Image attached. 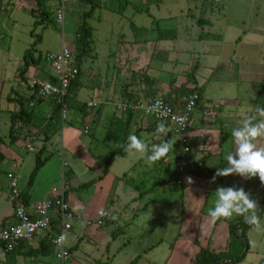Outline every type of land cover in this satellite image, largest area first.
I'll list each match as a JSON object with an SVG mask.
<instances>
[{
  "label": "rangeland",
  "instance_id": "1",
  "mask_svg": "<svg viewBox=\"0 0 264 264\" xmlns=\"http://www.w3.org/2000/svg\"><path fill=\"white\" fill-rule=\"evenodd\" d=\"M126 1L128 5L122 13L102 6L87 19L92 26V52L81 63V81L102 102L103 120L117 112V104L125 102L121 96L123 89L136 92L141 87L139 76L143 73L155 79V97L181 84L202 88L199 106L210 111L201 121L208 122L211 128L206 131L212 132L206 150L217 146L221 121L235 122L240 127L243 119L255 114L260 104L256 100L259 74L264 73V0ZM59 7L60 0H39V4L36 0H0V137L7 148L9 115L19 107L21 96L33 92L30 78L45 80L54 73L45 54L63 47L73 51L74 32L83 6L79 0H65L62 20L55 14ZM42 11L46 14L43 18L38 15ZM201 19L204 21L200 22ZM157 28L174 29L175 36L158 39ZM26 49L31 53L28 60L39 58L31 66L38 73L26 71L21 79L18 68ZM20 102L28 106L24 99ZM48 105L44 100L41 111H46ZM72 105L66 109L64 122L82 130L79 110L84 106L74 101ZM204 110L195 107L194 118ZM199 120L193 119L192 129L185 132L190 144L185 158L180 156L184 145L177 134L166 137L141 131L138 136L148 146L149 154L153 144H173L166 162L159 160L149 166L140 153L124 150L112 156L107 172L100 178L109 153L102 142L104 124H99L93 136L81 133L84 144L89 141L94 145L88 148L101 171L88 170L84 163L76 162L79 171L71 182V193L84 205L83 213L81 218L71 220L73 227L66 234L65 245L71 247L72 259L61 262L50 254L52 264H68L69 260L72 264H128L136 255L139 258L135 264H194L192 259L199 248L222 249L229 239L227 223L242 216L221 218L216 225L211 222L208 210L214 207L215 190L220 187L218 177L204 187L201 179L206 177L189 171L190 158L202 155L198 150L202 143L193 132ZM135 128L130 124L127 138L136 135ZM49 137L48 150L60 149V131H51ZM256 142L264 143V139ZM41 143L36 139L33 148ZM228 145L232 146L231 137L222 148ZM235 149L236 145L234 152ZM72 151L65 148V157L76 155ZM219 158L218 154L217 162ZM207 176L211 181L214 175ZM187 177L192 178V184L187 183ZM175 179L182 183L171 187ZM222 180H228L226 187H242L243 177L232 175ZM81 181L89 183L79 187ZM243 182L252 199L255 193L264 195L263 186L255 177ZM254 200L259 205L260 198ZM262 208V228L247 229L249 249L238 264H264V205ZM98 209H106L116 219L99 227L87 224Z\"/></svg>",
  "mask_w": 264,
  "mask_h": 264
},
{
  "label": "crops",
  "instance_id": "2",
  "mask_svg": "<svg viewBox=\"0 0 264 264\" xmlns=\"http://www.w3.org/2000/svg\"><path fill=\"white\" fill-rule=\"evenodd\" d=\"M27 71L33 72V73L36 72V70L33 69L31 66L28 68ZM259 75H260L259 77L260 79H258V77H256V79H258V82L260 83L264 76V73L259 74ZM31 78H33V76ZM168 91L169 89L165 93H167ZM18 96H20V94H18ZM29 96H23V99L26 98L24 101L28 103V106L30 107V109L33 110L34 114H36L37 117L38 116L46 117L49 114V111L51 109L50 99L43 98L41 100H38V99L36 100V99L28 98ZM95 96H96V92L93 89H89V88L85 89L84 87H81L78 90L77 95L73 100L79 106L81 105L84 106V109L79 110L81 120L83 121V127H82V130H78L73 126V123L64 122L66 118V114H65L63 119L61 118V123L57 127L54 128V130L57 129L58 131H60V134H61L62 144H61L60 149L48 150L46 146V141L49 140L50 137L47 140H44L43 134L39 133L40 132L39 128L37 127L34 128L32 127V125L26 127L21 122H17L15 124V129L17 130L16 131L17 133L14 134L15 137H13L14 138L13 141H10V139L8 140L10 144L8 148L4 146L5 144L2 139V141L0 142V152L3 154V160L0 162V229L7 227L15 222V219L13 217V208H14L15 200L10 194V190L8 188V180H7L6 175L7 173L11 172L16 177L17 182H18V187L21 192L25 188L26 183L28 181L29 174L35 165V154L38 151V149L41 147H43V152L40 156V159L43 161V163L34 176V179L28 190L29 198L26 204H23V205L27 208V210L30 212L32 216H35L36 215V211H35L36 204L39 201L53 195L54 192L58 191L64 185L66 187V190L64 192V199L69 204L74 214V219L75 218L78 219L82 217V213H83L82 210H83L84 205L82 204L80 205L76 199L79 197L73 196L71 193V190L74 189V187L71 185V182L75 180L76 178L75 175H78V171H79L78 164L76 162L84 163L85 168L86 169L88 168V170L89 169L94 170V171H101V170H99V167L97 166V162L95 163L93 153L88 148L89 146L93 147L94 145L92 144V142H89V141H87V144H84L85 142L80 138L81 137L80 135L81 133H83V134L93 136L99 124L101 125L104 124L103 128H105L108 121L114 116H119L120 110H122L119 108L117 112L116 111L113 112L109 118L103 120L102 110H101L102 106H100L102 102H99L97 100L98 98H95ZM9 99L11 100V97ZM44 100H46L49 105L46 111H41L40 107H42ZM88 101L95 102L96 106L87 107L86 102ZM121 103H127V101L121 102ZM204 109L202 108V110ZM209 111L210 110L208 109L204 110L202 115H200L198 118H194L195 114L193 115L192 113V116L188 123L187 133H189L190 129H192L191 121L193 119H198V120L200 119L197 125L198 127H196V129L193 130V132H195L194 134H196V137L199 138L198 141H201L202 143L201 145H199L200 148L198 149L202 152V155L200 156V158L204 157V165L210 168H214L216 172L218 168L227 166V161L225 157L230 152H234L235 143L233 141V137L231 133L233 129L239 127V124L238 123L235 124V122H229V121H226V123H224L223 121H221L219 125V127H221V130H219V134H220V131L225 133L226 139L224 138V140L221 143H219V140H218L217 146H213L212 149L206 150L205 145L208 142L210 133H212L210 131L208 132V129L211 128V125L210 124L208 125V122L206 121L205 122L201 121V119H203L205 113L207 114L209 113ZM129 118L131 119V124H133L136 127L135 130H136L137 136L139 135V132L141 131L156 133V128L159 123L155 122L151 117L145 115L140 110H134L130 114ZM223 123H224V126H223ZM166 127L169 128L168 125H166ZM206 128H208L207 131H206ZM163 134H166V133H160V135H163ZM230 137L232 140V146L228 145L226 148L223 149L222 147H225L224 143H226V141L230 139ZM36 139L41 140L42 143L40 144V146L34 149L33 141H35ZM256 143L258 147H264L263 142L262 143L256 142ZM65 148L72 149L76 153V155L71 154L72 156L70 158L69 157L66 158L64 155ZM2 150H4V152ZM223 151H226V152L222 154ZM218 154L220 155V158L217 162ZM221 155L223 156L221 157ZM200 158L191 157L190 160L193 161L194 159L198 160ZM166 160H167L166 157L161 159V161L163 162H166ZM211 160H213L211 162L212 164L208 165V163ZM190 167H192V165ZM230 177H232V175H230ZM237 177H239V175H237ZM201 180L203 182L204 187H206L208 182H210V178H204ZM243 180L241 181L239 180V181L242 184V188H244L245 190L247 187L246 186L247 184H245L246 182L244 181L245 182L244 183ZM85 183H88V181H81L77 185L80 187L84 185ZM217 183L219 184V186H225V187L228 186L229 184L228 180H222V177L220 178V180L217 179ZM262 197L263 195L259 193H255L253 195V199L254 198L261 199ZM110 221L113 222V219L109 218V222ZM217 223H218V220L213 225H216ZM71 227H73V225H71ZM56 233H57V230L55 229L53 225L49 228L36 231L31 239L21 241L15 246V249H14L15 254L11 262L7 261V257H6L7 252L4 251L3 245L0 244V264H19V263L21 264H52L51 259H50V254L56 260H58L54 255V246L52 242L53 237L55 236ZM67 233L69 232L67 231L64 235L65 237L64 245L66 242ZM66 248L69 249L71 247L66 246ZM69 254H70L69 259H72L71 251H69ZM68 264H72V260H69Z\"/></svg>",
  "mask_w": 264,
  "mask_h": 264
},
{
  "label": "trees",
  "instance_id": "3",
  "mask_svg": "<svg viewBox=\"0 0 264 264\" xmlns=\"http://www.w3.org/2000/svg\"><path fill=\"white\" fill-rule=\"evenodd\" d=\"M79 1L82 3L83 7L80 11V19L75 28L74 48H73V51L71 52L72 64L76 67L77 74L70 81L68 85V89H67V94L63 97L61 102H56L54 99L48 98L51 101V109L49 111V114L46 117H39V116L37 117V115L34 114L33 110L30 109L29 106L25 107L24 104L20 102L21 100L18 101L20 103L19 107L16 110H12L9 115L10 125H9L8 136H9L10 141L14 140L13 138L15 137L14 134L17 133L16 132L17 130L15 129V124L17 122L23 123L24 126L26 127L31 126V125L34 128L37 127L39 128V131L41 132V134H43L44 140H47L49 138L51 131H53L54 128L57 127L61 122L62 103L65 105V110L73 106L72 105L74 101L73 99L76 97L78 90L81 87H83V83L81 81L80 66H81L82 61L86 57L91 56V52H92V39H91L92 26L88 23L87 19L93 15L94 10L96 8H101L103 6V7L110 8L111 10L117 13H122L125 7L128 5V2L126 0H115V1L112 0L110 2H107L108 0H79ZM36 2L37 4H39V0H36ZM111 2L113 3V5H111ZM134 9L137 11L142 10L140 7H135ZM44 12L45 11H42L38 15L41 18H43L46 15ZM201 21H204V19H201L200 22ZM136 28L139 29V27H136ZM174 36H175L174 29L157 28L156 38L158 39L174 37ZM37 40H39V37L36 39V41ZM30 55H31L30 49H26L23 55V62L18 68V76L21 79H24V73L28 70V68L30 66L35 65V63L38 62L39 58L31 57L28 60L27 57ZM46 80H49L50 82H56V79L53 75H48ZM139 82H140L141 87L138 88L136 92L123 89L121 93L122 101H125V102L127 101V103H130V104H135L138 101H151L156 98H161L165 102H168L169 104H171L176 111H179L182 109V107L187 102V97L191 93H196L197 99L195 100L193 109L197 106L200 107L201 110L203 108L202 106H199L202 88L199 86H196L195 84L192 88H188L185 84L183 85L181 84V86L176 87L174 90L172 91L169 90L164 95L160 97H155V95L158 93L157 92L158 89L155 86L156 81L154 78L149 77L143 73L139 76ZM29 87H30V84H29ZM32 90L33 92L30 94L28 98L36 99V100L47 98V97H40L37 94L36 90H34L33 88ZM11 99H14V98H11ZM20 99H23V98H20ZM25 99L26 98H24V100ZM256 100L260 103L259 106H264V76L257 90ZM133 111L134 109H131L129 107L125 108L124 110H120V115L112 117L106 124L103 143L107 145V147L109 148V153L107 154L104 167L102 169V174L99 175L98 178H100L107 172V168H108V165H109V162L112 156L116 154H122L124 152V147L128 143V138H127L128 128L131 124V119L129 118V116ZM192 113H193V110H192ZM192 113H191V116H192ZM154 121L157 123H160L156 120ZM165 125H168V124L165 123ZM168 129L169 131H167L165 134L166 137H168L169 134L172 133L170 127ZM225 136L226 134L220 131L219 143H221L224 140ZM1 141H2V138L0 137V142ZM113 145H116V146H113ZM184 145L188 147V152H189L190 144H189V141L187 140V137L184 138ZM42 152H43V147L39 148L38 151L36 152L35 165L29 174L28 181L26 183L25 188L20 192V199L22 201V204H26L29 198V194H28L29 187L34 179L36 172L38 171V169L41 167L43 163V161L40 159ZM2 160H3V154L0 152V162ZM189 171H191L194 175L204 176L206 178H209V176H207V173H210L211 175H215L214 168H210L204 165V157L198 160L194 159L192 161V167L189 168ZM220 178L221 177H218V180H220ZM255 178L260 184H262L258 177H255ZM88 183H85V184H88ZM176 183H181V181L175 179L171 183L170 186L175 187ZM262 186L264 189V184H262ZM263 205H264V195L260 199L258 209H257L259 217L263 210L262 208ZM109 218L106 219L102 225L107 224L109 222ZM53 226L55 227V224H53ZM250 227L252 226L245 223L243 217H241L240 219H238V217H234L228 223V233H229L228 238L229 239L227 240L225 246L222 247V249H217V250L208 248V247L199 248L192 259L194 264H236V263H239L243 259L244 255L249 249V246H248L249 242L246 236V231ZM14 249L15 247L11 251L6 253L8 262L12 261V258L15 254ZM68 251H70V248L68 249ZM138 258L139 256L136 255L133 259L129 261L128 264H135Z\"/></svg>",
  "mask_w": 264,
  "mask_h": 264
},
{
  "label": "built area",
  "instance_id": "4",
  "mask_svg": "<svg viewBox=\"0 0 264 264\" xmlns=\"http://www.w3.org/2000/svg\"><path fill=\"white\" fill-rule=\"evenodd\" d=\"M64 2L65 0H60V7L55 11L56 18L59 20H62L64 16ZM45 60L51 65L56 82L31 78L30 87L36 90L40 97H47L54 99L56 102H61L63 97L67 94L70 81L77 74V69L72 64L71 51L63 47L58 52H47L45 54ZM196 99L197 94L191 93L187 97V102L179 111H176L171 104L165 102L161 98H156L151 101H138L135 104L119 103L117 107L122 110L127 107L140 110L145 115L160 123H167L172 133L177 134L184 145V138L186 137L185 132L188 129V123ZM158 100L162 102L163 107L161 110H168V114L165 117L159 116L158 112L149 111ZM86 106L95 107L96 103L88 101L86 102ZM65 112V105L62 103V118L65 116ZM173 117H177L178 119L174 120ZM181 119L183 123H180ZM185 149H187V151H185ZM187 152L188 147L184 145L183 152L180 156L185 158ZM178 169L182 170V167H178ZM6 176L10 194L15 200L13 208L15 222L0 229V244L3 245L4 251H11L19 242L31 239L36 231L49 228L55 224L57 233L52 240L54 255L59 261H66L69 258V251L64 245V239L61 240L60 237L62 235L64 236L66 231L70 230L71 220L74 218L69 204L64 199L66 187L63 185L58 191L54 192L53 195L39 201L35 206L36 215L32 216L20 201V189L16 177L11 172L7 173ZM101 210L105 212L104 216L100 215ZM109 217L110 213L106 209H98L91 218L87 219V224H93L99 227Z\"/></svg>",
  "mask_w": 264,
  "mask_h": 264
},
{
  "label": "clouds",
  "instance_id": "5",
  "mask_svg": "<svg viewBox=\"0 0 264 264\" xmlns=\"http://www.w3.org/2000/svg\"><path fill=\"white\" fill-rule=\"evenodd\" d=\"M162 102L157 101L149 111L158 112L159 116L165 117L168 110L162 109ZM177 120V117H173ZM180 123H183L182 119ZM169 129L165 123L161 122L157 125V133H166ZM236 145L235 152L226 155L227 166L218 168L210 182L214 183L217 177H228L230 175H239L244 179L258 177L260 182L264 184V147H258L256 141L264 139V106L255 108V114L241 121V126L232 130L231 133ZM173 148L170 142L153 144L150 150L145 142L135 134L128 136V143L124 150L126 152L140 153L145 158V163L149 166L155 162L165 158L169 151ZM187 151V149H185ZM187 183L192 184L191 177H187ZM216 199L214 207L208 210L211 222L217 220L231 219L235 216H242L244 222L252 226L255 230H261L262 225L258 215V203L251 198V194L247 193L244 188L231 186H220L215 190ZM100 215L104 216L105 212L100 211ZM116 219L115 216L110 217ZM61 240L65 239L62 235Z\"/></svg>",
  "mask_w": 264,
  "mask_h": 264
}]
</instances>
